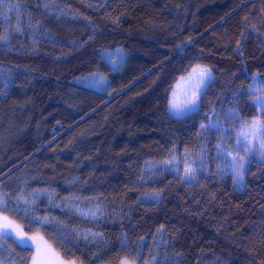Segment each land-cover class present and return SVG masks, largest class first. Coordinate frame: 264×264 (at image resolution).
Listing matches in <instances>:
<instances>
[{
	"label": "trees",
	"instance_id": "obj_1",
	"mask_svg": "<svg viewBox=\"0 0 264 264\" xmlns=\"http://www.w3.org/2000/svg\"><path fill=\"white\" fill-rule=\"evenodd\" d=\"M8 2L20 8L0 16V179L46 190L33 207L52 221L29 234L83 264H119L141 238L159 264H264V163L234 181L217 144L232 151L235 132L200 127L238 128L229 110L258 115L246 89L264 80V0ZM199 65L210 87L198 112L176 117L169 97ZM94 73L107 83H85ZM32 255L17 248L14 264Z\"/></svg>",
	"mask_w": 264,
	"mask_h": 264
},
{
	"label": "snow or ice",
	"instance_id": "obj_2",
	"mask_svg": "<svg viewBox=\"0 0 264 264\" xmlns=\"http://www.w3.org/2000/svg\"><path fill=\"white\" fill-rule=\"evenodd\" d=\"M44 7L48 8L49 5L45 4ZM19 8V4L9 3L8 0H0V16H3L6 20L7 12L5 10H19ZM15 31L19 32L20 27L17 26ZM252 31L257 32L259 29L253 26ZM7 39V35L0 34V43L7 41ZM237 45L239 47V41ZM106 57L108 63L114 69L123 62L122 50L120 49L115 50L113 53H107ZM113 57H116V59H113ZM3 71L0 68V73ZM191 76L195 81V86L187 94L183 105L177 107L174 103H170V109L177 116L198 112L202 97L206 94L213 80L211 69L208 68L193 69ZM84 82L89 84V86H95L97 84H106L107 80L101 74L94 73L91 77H85ZM246 91L251 98L250 103L253 105V110H258L257 116L251 120H244L239 116L237 111L229 110L225 118L238 121V128L236 124L222 127L218 119H210L207 125L202 124L200 126L205 131L215 129L220 132L222 138L230 132H235V144L232 151L224 147L222 142L217 144V149L218 155L223 158L226 167L233 171L234 181L237 182L243 180V176L247 171L246 165L252 162V158L258 155L260 162L264 163V80L260 78L259 74H252V83L248 85ZM212 111L215 112V109L213 108ZM165 163L170 164L172 162L165 161ZM182 179L188 182L196 179L195 170L191 165H188L184 169ZM7 188L8 185L5 183V180L0 179V264H14L13 257L17 248L21 251L31 252L34 246L36 251L31 256V264H65L50 247L47 250L41 249L36 244V237L34 235L29 236L28 234L34 227L41 228L52 223L47 217L42 218L38 216L33 207L35 200L39 196L47 194L46 190H35L25 195L22 188L19 190V194L6 190ZM159 195L160 193L158 192L152 193L151 198H157ZM78 211L82 216H96V211H85L83 209H78ZM25 227H27V231H25ZM162 229L163 225H161V229L158 231ZM88 235L95 238L97 234L89 233ZM56 239L63 245L68 238L64 233H57ZM143 245L144 240L141 238L140 246L142 247ZM141 247L131 249L128 255L122 256L119 264H159L156 256H152L151 260H145L141 252ZM123 251L125 250L122 249ZM52 256H56L55 261H53ZM255 258L254 256L253 259ZM71 264H77V262L73 260ZM221 264H223V261H221Z\"/></svg>",
	"mask_w": 264,
	"mask_h": 264
},
{
	"label": "rangeland",
	"instance_id": "obj_3",
	"mask_svg": "<svg viewBox=\"0 0 264 264\" xmlns=\"http://www.w3.org/2000/svg\"><path fill=\"white\" fill-rule=\"evenodd\" d=\"M197 68H206V67L199 65V66L194 67L193 69H197ZM193 69L186 76L179 78V80L177 81V83L174 87L173 92L171 93V95L169 97V105H168L169 111L172 115H174L176 117H181V116H177L176 113L172 109H170V103H174L175 105H177V107H180L183 105L185 99L187 98V94L195 86V81L191 76ZM29 236H33V234H29ZM35 237H36V244H38L41 247V249L47 250L50 247L54 251V253L58 254V252L56 250H54L53 246L50 243H48V241H46L43 237H41V236H35ZM32 250H33V255H34L35 251H36L35 246L33 247ZM58 256L60 259H62L65 262V264H71V262L73 261L72 259L66 260V259L62 258L59 254H58ZM52 259H53V261H55L56 256H52ZM75 261L77 262V264H83L80 261H77V260H75Z\"/></svg>",
	"mask_w": 264,
	"mask_h": 264
}]
</instances>
